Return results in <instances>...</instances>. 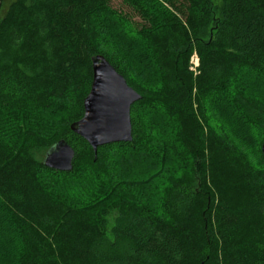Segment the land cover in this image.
Segmentation results:
<instances>
[{"label": "trees", "instance_id": "16d2710c", "mask_svg": "<svg viewBox=\"0 0 264 264\" xmlns=\"http://www.w3.org/2000/svg\"><path fill=\"white\" fill-rule=\"evenodd\" d=\"M118 1L129 12L110 0H0V111L16 122L0 128V264H264V111L250 116L235 100L241 121L217 103L222 121L246 124L258 166L207 110L239 70L264 76V0H225L216 27L211 0ZM134 17L137 43L118 29ZM118 38L121 55L108 48ZM131 50L140 69L124 59ZM97 55L141 98L132 141L99 147L95 159L70 125L83 117ZM56 103L64 116L39 124ZM156 106L172 121L161 123V154L147 145L149 156L122 165L114 188L124 195L88 198L81 182L94 184L92 168L114 151L148 142L144 119ZM59 140L74 150L70 172L42 164Z\"/></svg>", "mask_w": 264, "mask_h": 264}, {"label": "rangeland", "instance_id": "374dc122", "mask_svg": "<svg viewBox=\"0 0 264 264\" xmlns=\"http://www.w3.org/2000/svg\"><path fill=\"white\" fill-rule=\"evenodd\" d=\"M10 0H4V3H7ZM155 2L152 7H158V0H154ZM213 10H214V21L212 23V27H216L218 24L221 23L223 19L224 14V7H225V0H211ZM110 4L115 9H120L124 12H129L128 9L123 6L120 1L118 0H110ZM155 11V10H154ZM153 11V12H154ZM110 19V18H109ZM111 21L115 22V18L110 19ZM126 25L121 28L124 29V31L119 27V33L120 35L122 33L128 32V37L132 38L133 40L138 42V37L136 36L138 33V23L140 22V19L137 17L132 18L131 20L126 21ZM104 25V29L108 30L109 27L107 24L102 23ZM211 30V29H210ZM121 39L118 38L116 42L112 41L110 42L108 48L111 51H115L118 54H122V45H120ZM126 47V46H125ZM131 52V53H130ZM126 56L124 59L127 61L128 64H130L134 68H139V65H137V56L135 54H132V50L125 52ZM124 53V54H125ZM196 55L192 58L193 67H196ZM148 74L149 72L146 71ZM157 76V75H155ZM146 83L148 87L153 88V82H154V75L152 74L150 80H147ZM214 98L210 99V103L207 106L208 113H211L212 116V122L213 124L218 128L221 129L224 128L225 131H227L228 134H230L231 138L237 142L238 146L243 150V152L247 153V155L251 158L254 164L261 166L262 161L260 160V157L256 153V150L254 148H251V145L248 144L246 136L242 133V130H240V127H244L242 124V120H247L244 113L235 106V100H241L246 103H248L250 106L248 107V113L250 116L256 110L261 112L260 109H263L264 111V76L257 75L254 72L246 71V70H239L237 81L234 84L233 88L230 90H222L216 95L213 96ZM216 97V98H215ZM223 103L221 104V107L229 110L231 117H237L241 121L232 122L233 124H227L226 122L222 121V118L220 117V111L217 110L218 105L217 103ZM219 103V104H220ZM231 104V105H228ZM66 107V106H65ZM65 107L62 105V103H56L51 108L48 109L47 112H44L39 117V124L44 123L48 120H53L54 122H57L60 116H64ZM162 109L158 106L154 108V110L151 111L150 114H148L144 119V126L146 135L148 138V142L140 148L139 151L133 152L131 154H127L126 152L121 151H114V153H111L110 158L107 161H103L100 165L96 166L95 168H92V175L90 178H92L91 181H94V184H88L87 178L84 179V182L78 181L82 183L81 185H85L84 189L87 191L88 195L86 196L88 198H103V197H109L112 193L116 192L117 194L124 195V190L114 188L115 181L120 180V174H121V168L123 164H133L138 161H142L149 156L147 153V145H149V149L154 150L155 152L161 154L160 151L161 147H157L156 141L158 138L163 139L164 141L166 139V135H161L160 132L166 131L161 123L164 122V120H169V123L172 124L171 118L167 116L164 117ZM16 122L12 119H10L8 116H5L0 111V128L4 129L7 133L10 132L11 128L15 126ZM247 127V126H246ZM1 129V130H2ZM59 127L57 128V130ZM258 127V130H253L251 134L253 136H256L255 142L257 143L259 139L262 136L261 129ZM233 131H237L236 135L233 134ZM238 134V136H237ZM247 134V133H246ZM33 136V135H32ZM174 144V143H173ZM148 149V150H149ZM167 152H169L170 148L166 147ZM167 154V153H166ZM146 155V156H145ZM153 155V154H152ZM41 158L43 156V153L40 154ZM155 156V155H154ZM157 160L159 158L157 157ZM263 165V164H262ZM264 168V165L262 166ZM59 184V181H57ZM63 185L68 186L67 188L72 191L73 189L77 190V184L75 181H65ZM93 185V186H92ZM92 189V190H90ZM90 190V191H89ZM93 192H96L95 194H92ZM131 194V193H130ZM131 197H136L133 194H131ZM137 198V197H136Z\"/></svg>", "mask_w": 264, "mask_h": 264}, {"label": "water", "instance_id": "95a60500", "mask_svg": "<svg viewBox=\"0 0 264 264\" xmlns=\"http://www.w3.org/2000/svg\"><path fill=\"white\" fill-rule=\"evenodd\" d=\"M92 74L83 117L72 123L70 130L89 144L96 159L99 147L132 141L130 108L141 97L102 55L93 57ZM261 153L264 158V141ZM74 156V150L59 140L45 153L42 164L51 170L70 172Z\"/></svg>", "mask_w": 264, "mask_h": 264}, {"label": "built area", "instance_id": "2783aa9c", "mask_svg": "<svg viewBox=\"0 0 264 264\" xmlns=\"http://www.w3.org/2000/svg\"><path fill=\"white\" fill-rule=\"evenodd\" d=\"M196 60H197V61H196V62H197L196 66H197V65H198V59H197V57H196Z\"/></svg>", "mask_w": 264, "mask_h": 264}]
</instances>
